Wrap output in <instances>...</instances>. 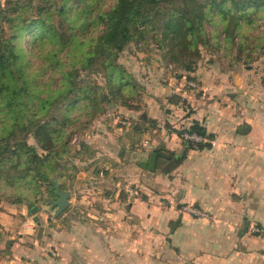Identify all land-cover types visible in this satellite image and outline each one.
Segmentation results:
<instances>
[{
  "label": "crops",
  "instance_id": "crops-1",
  "mask_svg": "<svg viewBox=\"0 0 264 264\" xmlns=\"http://www.w3.org/2000/svg\"><path fill=\"white\" fill-rule=\"evenodd\" d=\"M248 47L264 52V31L248 33ZM256 55L246 77L231 79L235 86L247 87L243 122L233 116L228 123L227 112L203 109L161 112L156 99L150 101L147 119L161 128L158 144L164 143L165 154H176L162 157L166 166L161 171L158 160L155 170H148L146 177L156 192L145 189L144 168L139 166L146 131L132 120L138 112H122L131 115L125 118L134 126L114 128L109 121L103 130L91 132L84 145L90 148L100 141L93 157L73 160L66 172L60 167L61 175L54 181L69 192L66 209L47 217L40 238L28 222L22 227L20 220L14 222L15 229L7 226L10 246L4 257L0 255V264H264V236L246 234V228L258 224L264 235V73ZM177 74L169 75V94L190 101L187 76L195 77L203 90L202 65ZM239 93L232 90L228 95L236 99ZM166 102L167 110L183 111ZM193 120L214 133V146L189 149L179 158L183 144L176 130L165 134L164 125L184 129ZM211 122L217 124L212 127ZM101 157L103 163L98 162ZM189 205L206 217L191 216L185 211ZM48 248L55 252L53 257H48Z\"/></svg>",
  "mask_w": 264,
  "mask_h": 264
},
{
  "label": "trees",
  "instance_id": "trees-1",
  "mask_svg": "<svg viewBox=\"0 0 264 264\" xmlns=\"http://www.w3.org/2000/svg\"><path fill=\"white\" fill-rule=\"evenodd\" d=\"M7 3L0 8V186L22 193L16 202L20 197H32L34 202L42 185L56 197L54 181L61 175L60 167L68 170L67 164L59 162L67 149V141L61 139L65 126L100 113L96 111H102L101 103L127 105L125 94L131 95L135 84L117 56L130 41L144 36L147 27L159 29L163 59L191 72L198 46L208 39L205 23L222 26L219 32L224 40L238 38V48H243L248 35L246 40L242 24L264 18V0H114L107 8L100 0ZM47 45L50 49L44 53ZM33 50L36 57L53 63V71L60 75L53 89L51 82L44 85L40 80L45 68L32 69ZM80 70L102 73L105 86L90 77L77 80ZM183 132L202 139H185ZM176 133L183 144L179 158L189 149L210 148L207 139L215 137L197 120ZM28 134L42 152L27 142ZM153 150L161 153L159 148ZM168 153L170 159L176 155Z\"/></svg>",
  "mask_w": 264,
  "mask_h": 264
},
{
  "label": "rangeland",
  "instance_id": "rangeland-1",
  "mask_svg": "<svg viewBox=\"0 0 264 264\" xmlns=\"http://www.w3.org/2000/svg\"><path fill=\"white\" fill-rule=\"evenodd\" d=\"M7 1L8 0H0V8L7 6ZM37 1L38 0H34V3L36 4ZM100 3L101 5L103 4V8H107L109 5L114 3V0H100ZM150 19L153 20L154 17L151 16ZM263 19L264 18L262 17H257L255 22H253L252 24H242L241 31L244 32L246 40L248 33L250 34L251 31L260 32L264 30ZM204 27L208 39L206 40V44L204 46H198L199 56L196 59L194 65V70L197 68V66H199V64L202 65L203 73L206 74L205 77L203 76L205 78L203 79V90H201L202 86L201 84H199V81L195 77H192V79H187L185 83L186 86H188V90L192 91L193 93V97L192 99H190V101H188L186 97H184L185 99H182V97H177L176 95H171L168 93L170 90L169 75L172 74L177 76V73L185 71H183L180 68V65L178 63H175L173 60L172 62L169 61L170 63H168V60L163 59V51L159 45L161 36L160 31L158 28L153 31L150 27H147L144 36L130 41L117 56V63L122 65L126 69V71L133 78L135 84L134 92L131 95L125 94L124 99L127 101V105L124 106L119 103V101L112 102L111 104L101 103V106L103 107L102 111H96L100 113H95L92 118H89L87 116L81 117L72 125L65 126L64 135L61 139L62 141H67V149L59 162L62 164H68L73 160L77 161L78 159H83L87 162L89 158H92L94 155V152H92L93 149L96 151L97 146L100 145L98 137V141L96 142V144H90V148H88V146L86 147L84 144L87 141L89 142L91 132L95 133V131L98 129L103 130L107 123H109V121L114 128L118 125L126 127H128L129 125L134 126L135 124L130 123V121L125 118L128 117L129 119H131V115L129 116L122 112H138L139 114L138 118L137 116H135V118L137 119L133 118L132 120L137 122L136 126L138 125V127L143 128L146 131L145 136H143V160H146L148 158L149 153L154 151V148H161V153H164L163 151L167 150L164 143H162V145H159V141H157L158 139H161V128L157 127L155 124H151V122L147 119L148 113L151 112L150 101H153L155 99L157 101V104H160L161 106V112H195L203 109V112H227L225 118L228 123L233 122V116H235L234 120L236 119L238 122H243V120L246 119L245 112L247 111V87L242 84L239 86H235V84H233L234 81H232L231 79L234 77V75L242 76L243 74H245L246 77V72L249 69V65L253 63L256 54V58H260L259 61L262 63V72L264 73V52H251L252 50L249 49L247 45L248 41L247 43L243 44V48H241V46L238 48V38L234 39L233 42L224 40L223 32H219L222 26L213 27L211 24L205 23ZM26 43L27 42L25 41V45ZM48 49H50L49 45L42 48L44 53ZM35 53L37 54V52L33 50L32 55H30L32 69L34 70V72H39L41 68H45V70L42 71L43 76L42 78H40V80L43 84L51 82L49 88L53 89L55 85H58L60 75L57 72L53 71V63H50L42 56L36 57ZM61 54L62 53H60V55ZM39 66L41 67L38 68ZM221 71L223 72L222 75L220 74ZM79 72L80 73L77 77V80L80 81L85 77H90L99 85L105 86L106 82L102 73H95L88 70H80ZM217 74L219 76H217ZM51 75L54 76L53 81L50 80ZM216 77H218V83H215ZM189 80L194 83V86L188 85ZM246 80L247 78L245 79V82ZM246 86L248 85L246 84ZM216 87H218V89ZM232 90H239L240 93L238 98L235 99V97H233L232 95L231 96L233 98L228 95ZM103 91L106 92L108 90L104 88ZM122 95L124 96V94ZM175 99H177L176 102ZM166 100L171 101L172 103H176L178 106H180L179 108H183V111H178L176 107L167 110ZM233 100L236 103L232 104ZM61 105L62 101L57 104L58 111L61 109ZM74 112L83 111L76 110ZM140 116H142V118H140ZM85 120L86 122L87 120H89L86 125H84ZM216 124L215 122H211L210 126L213 127ZM171 126L172 125L168 123L164 125L165 134L170 133V131L173 130L182 129L181 126H178V129H173ZM26 140L29 144L33 145L39 153L42 152L32 134H28ZM208 140L213 142L215 141V139H207V141ZM211 146L213 147L214 144H211ZM100 156L104 155L101 154ZM102 159L104 158L101 157L98 162L103 163ZM164 166H166L165 159L159 158L157 168L161 171ZM70 171H72V169H70ZM150 174L151 173H149L148 170L144 169V187L145 189H151L152 191L156 192L157 187H154L151 179L149 177H146L150 176ZM130 187L131 184H128L127 188L131 189L132 191V188ZM40 190L41 194L34 202L32 201L34 200V198L32 197H20L19 199H21V201L16 202L15 200L17 196L22 193H19L18 191L15 192L11 187L6 188L2 185L0 186V209L2 210V212H0V255H2V257L7 254L10 246L8 244L10 231H7V226L12 225V228H14L13 223L19 222L20 220V225L22 227L23 222L25 221L28 222L30 226H33L32 234L34 235V233L37 232L38 229V226L32 221V217L34 214L39 216L42 226L43 224H47V217L51 218L52 216H55L56 207L52 204V201L55 198L49 196L43 185L41 186ZM33 206H36L37 210L32 213L30 211V208H32ZM185 211L187 210L185 209ZM12 214L13 218L11 217ZM189 214L195 218L206 217L205 212H203V216L195 215L192 213ZM253 228H258L260 230L259 232L254 231ZM262 232L263 231L258 224H251L248 228H246V234L248 236H264ZM47 255L48 257H53L55 255V252L48 248Z\"/></svg>",
  "mask_w": 264,
  "mask_h": 264
},
{
  "label": "water",
  "instance_id": "water-1",
  "mask_svg": "<svg viewBox=\"0 0 264 264\" xmlns=\"http://www.w3.org/2000/svg\"><path fill=\"white\" fill-rule=\"evenodd\" d=\"M162 157L165 159H169L170 156L167 154H162V153H158L156 151H152L149 153V156L146 160L139 161V166L152 172L156 168V163H157L158 158H162ZM175 163H176V161L172 160L171 165H174ZM54 186H55L56 197L52 201V204H53V206L56 207L55 208V215H58L59 213L63 212V210L69 204V201H68L69 192L61 190V188L56 183L54 184ZM36 210H37L36 206H33L32 208H30V211L32 213L35 212ZM32 221L38 226L36 236H37V238H40L41 234L43 232V226L41 225V221H40L39 216L34 214L32 217Z\"/></svg>",
  "mask_w": 264,
  "mask_h": 264
},
{
  "label": "built area",
  "instance_id": "built-area-1",
  "mask_svg": "<svg viewBox=\"0 0 264 264\" xmlns=\"http://www.w3.org/2000/svg\"><path fill=\"white\" fill-rule=\"evenodd\" d=\"M188 85L194 86V83H193L191 80H189V81H188ZM182 137L185 138V139H192V140H195V141H199V140L202 139V138H200V137H198V136H196V135L189 134V133H187V132H183ZM208 141H210V140H208ZM210 143H211L212 145L214 144L213 141H210ZM185 209H186L187 212H189V213H192V214H195V215H199V216H203V212H201V211H200L198 208H196V207L189 206V207H186ZM204 216H205V215H204ZM253 230L259 232L260 229H258V228H253Z\"/></svg>",
  "mask_w": 264,
  "mask_h": 264
}]
</instances>
